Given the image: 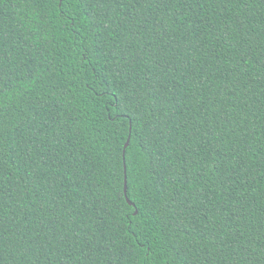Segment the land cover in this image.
I'll return each instance as SVG.
<instances>
[{
    "label": "trees",
    "instance_id": "1",
    "mask_svg": "<svg viewBox=\"0 0 264 264\" xmlns=\"http://www.w3.org/2000/svg\"><path fill=\"white\" fill-rule=\"evenodd\" d=\"M0 264H264V0H0Z\"/></svg>",
    "mask_w": 264,
    "mask_h": 264
},
{
    "label": "snow or ice",
    "instance_id": "2",
    "mask_svg": "<svg viewBox=\"0 0 264 264\" xmlns=\"http://www.w3.org/2000/svg\"><path fill=\"white\" fill-rule=\"evenodd\" d=\"M128 172H129V169H128L127 165L125 164V166H124V174H123V176H122V179H123V181H124L125 183H126L127 180H128Z\"/></svg>",
    "mask_w": 264,
    "mask_h": 264
},
{
    "label": "water",
    "instance_id": "3",
    "mask_svg": "<svg viewBox=\"0 0 264 264\" xmlns=\"http://www.w3.org/2000/svg\"><path fill=\"white\" fill-rule=\"evenodd\" d=\"M129 143H130V140L128 141V143L126 144V147L125 148H127L128 146H129ZM127 192V182L125 183V193ZM129 203H131L130 201H129Z\"/></svg>",
    "mask_w": 264,
    "mask_h": 264
}]
</instances>
